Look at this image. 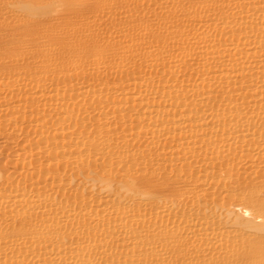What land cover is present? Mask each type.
<instances>
[{"label":"bare ground","instance_id":"obj_1","mask_svg":"<svg viewBox=\"0 0 264 264\" xmlns=\"http://www.w3.org/2000/svg\"><path fill=\"white\" fill-rule=\"evenodd\" d=\"M0 264H264V0H0Z\"/></svg>","mask_w":264,"mask_h":264},{"label":"rangeland","instance_id":"obj_2","mask_svg":"<svg viewBox=\"0 0 264 264\" xmlns=\"http://www.w3.org/2000/svg\"><path fill=\"white\" fill-rule=\"evenodd\" d=\"M7 1H10V2H11V1H15V0H6V2H7ZM32 1H33V0H32ZM34 1H35V0H34ZM36 1L38 2V0H36ZM43 1H45V0H43ZM39 2H42V0H39ZM50 2H51V1H50ZM8 3H9V2H8ZM48 3H49V2H48ZM48 3H45L46 7H44L45 5H44V6L36 7V6L39 5V4L35 5V7H34V5H32V4L30 5V7L35 8L36 11H37V10H39L40 12L42 11L43 14L40 13L39 11L36 12L35 10H34V11H35V12H34V11L31 10V8H30V9H22V8H19L18 10H21L19 13H22V12L24 11L23 13L27 14V15L24 14L25 16H28L29 13H33V12H34L33 14H36V15H31V14H29L31 17H30V16H28V17H29V18H32V20L34 19L33 21H37V20H38L37 22L40 21V22H39L40 24H42V23H47L48 20H49V22H51V21L55 18V16H58L57 11H59V10H58L59 8H58L57 4H54V3H53V4H52V3H51V4H48ZM50 5H51V9H50ZM52 6H53L54 8H53ZM56 7H57V8H56ZM52 8H53V9H52ZM54 9H56V10L54 11ZM50 10H52V11H51L50 13H48ZM43 11H44V12H43ZM47 11H48V12H47ZM52 12H53V14H52ZM54 13H55V14H54ZM48 14H49L50 16H49ZM22 15H23V14H22ZM45 17H46V18H45ZM47 17H48V19H47ZM49 17H51V18L54 17V18L51 20V19H49ZM42 19H43V20H42ZM44 19H45V21H46V19H47V21L45 22ZM42 21H43V22H42ZM3 153H4V152H3ZM6 154H7V153H4L3 155H6ZM8 156H9V155H6V157H8ZM91 173H92V172L90 171V175H92ZM90 175H89V176H90ZM80 179H81V176H80ZM76 182H78V181H76ZM74 184H75V182L73 183V185H74ZM81 187H82V186H81ZM98 188H99V186H98ZM98 188H97V189H96V188H95V189L92 188V191H96V190H98ZM78 189H80V187H79ZM85 190H86V191H85ZM100 190H101V186H100ZM123 190H124V189H123ZM103 191H105V190H102V193H103V194L106 193V192H103ZM83 192H84V193H87V189L84 188V189H83ZM124 192H125V190L122 191V193H124ZM104 195H105V194H104ZM231 216H233V217L235 216L234 218H235L236 220H239V221H242V220H243V221H247V219H249V218H250V219H249L248 221H251V216L249 217L248 213H245V212H243V211H241V210H239V209H238V210H237V209H233V212H232ZM243 216H244V217H243ZM238 217H239V218H238ZM245 217H246V218H245ZM248 217H249V218H248ZM221 219H222V221L224 220V222H225V220H226V222H227L228 224H229V223L231 224V223H232L231 221H233V220H232L233 218H229V220L231 219L230 221L227 220L226 218H221ZM255 221H256V223H259V222H260L259 220H255ZM226 222H225V223H226ZM227 223H226V224H227Z\"/></svg>","mask_w":264,"mask_h":264}]
</instances>
